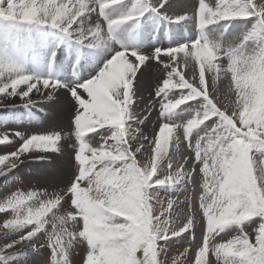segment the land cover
I'll return each instance as SVG.
<instances>
[{
    "label": "rangeland",
    "instance_id": "obj_1",
    "mask_svg": "<svg viewBox=\"0 0 264 264\" xmlns=\"http://www.w3.org/2000/svg\"><path fill=\"white\" fill-rule=\"evenodd\" d=\"M83 1L84 0H60L61 3L71 2L77 7L83 6L86 11V14L82 16L76 23H74L78 26V22L80 21V25L77 29L79 35L73 33L75 35L74 36L72 34L73 40H76L78 38L81 39L82 37L83 39H85V44L88 45V41L86 40L88 34L91 31L99 28L100 30L102 29V33L106 41V46L104 45L102 47H96L99 48V51L96 50L97 53L96 51H93L94 53L92 51L89 52V56L91 55V62H86L81 66L79 65L81 61L76 62L78 64L77 66L76 63H72V61L67 57L60 59L54 66L52 80L59 81L62 88L60 86L59 90H44V92L33 95L32 97L28 98V100L31 103H39L36 101H44V99H48L51 94L55 95L57 93L59 101L62 102L63 107H60L58 109V116L54 117L52 121L60 119L61 112H65V114L68 113L69 116H74V112H76L77 115L78 100L72 94L73 89H76L83 98L87 99L88 97L86 92H84L82 88H80V86L87 81L96 78L117 52H139L144 54L145 57H148L144 65L140 67L137 72L128 62V60L124 58L121 64L118 67H115L106 77L102 86V90L104 88H109L111 85L119 84L125 89V91H127L129 87V74H135L132 87L134 102L129 106L128 116H125V114L121 111L122 106L119 101L116 102L117 106L115 109H94L90 114L94 121L102 122L104 124H109L112 126L100 127L97 131H93L94 133L90 132L85 135L83 137V140L91 147L98 148L103 144V142H105L106 139L115 134V127H118L120 129V139L118 140V145L122 150L109 152L111 153V156L107 157L109 159H107L104 164H101L100 167H114L115 169H119L121 167V164L118 162H113L124 160L129 161L128 166L130 168H135L140 173L142 178L145 177V174H147V179L143 180V186L138 184L128 185L123 189V181L119 178L118 175H97L93 177V179L98 182L96 185H94V187H97L99 184L100 188L102 189L100 197H102L105 193H109L115 197L112 200L114 202V205H119L120 198H123L124 201L131 203L135 208L137 222L139 224H141L144 219L141 213H143L145 208L149 210L151 225L154 229L153 243L150 245L149 251L152 253L153 264H155V240L157 239V234H160V236L162 237L163 235H172L173 233L172 227L174 224L172 222L171 211L169 210V196L172 191V185L165 184L154 187L149 186L147 181L155 175L156 176L153 178L155 180L170 177L168 169L163 162L166 156V147L168 144L167 127L174 115L175 110L179 106H181V101H183L185 98H189V96L191 97V100H193L192 109H198L197 113L203 118L206 117L207 114H212V112L214 113L217 110L222 113L221 109L228 113L230 117L226 116L225 120L223 119L220 121L221 128L217 133L215 132L213 134L214 131H211L212 128H215L214 123L212 124L211 122V125H209V127L211 126L210 129H208L209 127L205 126V130L207 131H204L207 133L204 134L206 135V137H208V135L210 134V137H208L210 138L208 139L210 142L209 146L213 145L211 150L208 149V151H204V153L210 152L209 154H207L208 156H205L209 158L213 155L216 156V154L219 155L221 145L227 146L229 144L230 138H235L234 142L238 148L241 158V162L239 164L240 173L242 174L244 180L247 182L248 162L250 161L251 167L254 170L257 178L255 187L256 195L259 196L261 194H264L261 193V187H264V153L260 151L261 148H264V143H259L256 146H250L248 144V141L240 139L239 137H235V133L231 131V129H235L236 132H242L245 137H248L251 140L264 142V65L263 61H261L262 59L264 60V55L261 54L262 52H264V28L261 26V22H259L261 20H257V18L253 16L252 24L251 21L249 24L251 27L252 25H254V29H252L253 27L251 28L247 24L249 17L237 18L230 21H220L216 24L207 25L204 29H201L196 20V16H194L195 11H198V0H168L169 2L164 4L163 8L159 7L161 0H148L149 3L147 4L143 2L144 0H122L121 3L117 4L118 6L120 5L119 8H117L118 6H116L115 4L111 5L103 12L100 11L101 4H104L105 2L108 3V0ZM217 2L218 0H206V3L211 5L212 8L217 7ZM239 3L240 4L236 6L237 10L239 12L245 10L244 14L238 12V14L241 16L252 14L247 11V8L249 6L255 7L256 12L259 11V7L260 11L262 10L261 8H264V3H262V0H239ZM8 4L9 0H3V4L0 5V7H3L5 11H7ZM148 5L152 6V9L156 8L155 11L157 9L159 12L163 11L162 14L170 15L169 12L174 9L181 12L180 16L186 15L189 17H193L187 20L190 28L182 33L176 28V25H178L179 23L177 21H170L172 31L175 36H178L179 39H176V41H172L171 37L175 36H173L171 32L167 31L166 28H163L162 31H164L171 37H166L164 34H162L156 39L162 40L165 38L164 44H162L161 42H159L158 44L152 42L151 37L153 38L152 34L156 27V18L152 16L153 13L151 11L146 13L145 9ZM156 5L158 6L156 7ZM134 8L136 10V14L138 13V21L136 20L135 23L127 22L119 27H114L111 33L108 31V23L112 18V20L116 19L114 15L109 16V12H116L117 16L120 18L124 16L126 12L127 15L130 12H133ZM89 9H91L92 11H88ZM211 10V8L208 9V11ZM141 11L143 12V15H139ZM224 12L229 15L233 14L230 9H225ZM262 12L264 15V10ZM177 15L178 14L174 15L176 16L175 18H177ZM174 16H172L173 19H175ZM84 18L86 21L82 22L81 19L84 20ZM263 22L264 19H262V23ZM45 25L46 24H26L18 21H8L7 19L0 17V63H2L1 61L4 60V63L6 65L8 64L6 70L12 69L11 73L8 74L9 76L13 71L17 70L21 66H17V69L15 65L13 67L9 66L10 61L6 58L8 56V58H10V55L7 56V54H3V51L5 49L6 51H8L12 47L17 48L19 46L26 45L27 40H30L29 32L34 30L41 31L43 27H46ZM124 29L130 32L122 33ZM43 30L47 32L48 28ZM49 30L54 32L51 29ZM132 30H137L138 32L131 33ZM190 32L193 35H196L197 33L202 34V37H205L206 41L208 40V43H206V45H211L208 46V52H206V54L209 55L210 50L212 54L209 57L210 60H208L207 62L203 61L206 59H198L195 57L196 49L192 47V44L188 43L189 38L187 36H189ZM220 32H225L224 35H228L227 37L230 38V42H227L226 39L222 37ZM258 34L259 36H261V38L258 36ZM135 36L136 38H134ZM234 40L235 42H233ZM55 43L56 42H53V44ZM224 44L227 48H220ZM185 45L187 49H193H190L189 52L191 53H188V55L185 54L181 56L179 55L180 50H182L183 46ZM180 46H182V48ZM54 47H56V45ZM228 47L231 50H229ZM233 47L236 51L233 50ZM261 47L263 50L261 49ZM157 49H169L170 51L168 55H161L160 60L157 61L156 59L151 58ZM225 52H228L227 54L229 56H224L226 54ZM172 53H177L178 55L176 57H172ZM2 54L5 56H2ZM202 54H205V52H202ZM199 57L201 56L199 55ZM216 57L221 58L218 59L219 62L217 60L215 61ZM129 59L135 62L133 57L130 56ZM186 63L188 65L183 67ZM6 65H4V67ZM208 66L211 67L208 68ZM176 67L184 73L180 74L177 72L176 74V72H173ZM189 69L193 71V76H195V79L199 81L198 83H202L201 81H206V84L209 85L211 83V80H213L214 89H216L215 92L211 91L212 89L210 85V90L206 88L207 86L205 88L199 87L203 93H200L198 90L193 89L192 92L187 95L189 84L186 78H188V80L193 83V81H191L189 77H186V72L188 73ZM197 72H201L200 77L196 76ZM0 76L3 77V75ZM1 77L0 79H2ZM68 80L71 81L69 82ZM164 80V94L159 95V89L163 86ZM5 84L7 83H0V87H2V85L4 86ZM181 84L182 87H180ZM63 87H66V89ZM23 91L24 89L21 87V89L18 90L17 94L22 95ZM208 93L211 96L213 94L217 96L218 101H216L215 99L217 103L214 101L213 96L212 98L215 104L210 102ZM254 95L258 96V98L260 99V107L256 109V111L254 105L256 98L254 97ZM7 96L8 95L0 97V104L8 103L9 100ZM59 101L55 102V105H57ZM9 102L11 103V101ZM40 104L41 105H38L39 107H35L36 110H33L34 107H32L31 110L39 111V109L41 108L51 107L47 102H41ZM162 104L164 105L163 108ZM16 110L18 111V116L22 118H28L30 116V111L28 108H18ZM3 111L5 113L4 109ZM4 113L2 114L0 110V119H3V122H1L0 124V140H3V142H0V157L7 156L10 153H17L22 145L27 141L25 138L33 134L32 130H27L28 133L17 132L16 136H9L8 133H10V130H7L8 133L5 134L4 131H1L3 128L8 127V123H6L7 117ZM191 113L192 111L189 112V115L193 116L191 117L192 119L198 118L197 116H195V114L193 115V113ZM202 117H200L201 119H195L199 120L198 126H201L203 124L200 121L202 120ZM71 118L72 121L73 119H75V117ZM73 122H71V124ZM73 124L70 126L71 130L67 129L66 137L60 134L62 135V140H60L58 148L65 154V157L60 161V164L61 166H63V168L57 167L53 173L46 175L44 173L46 169L45 164H48L50 160H48L47 158L41 160L40 158L31 157L32 155L37 154L38 151H29L27 153H23L19 156L18 159L12 160L3 168H0V206H6L8 202L19 193L27 195L28 193L33 191L46 193L45 195H42L40 197L41 200L51 199L56 195H59L63 198V203L59 207V209L54 210L56 212H54L52 216L51 214H49L48 222L45 224L43 230L40 231L32 239H30L34 240V243H36L32 244V246L34 245L33 247H35L37 253H25V250L29 246L31 247V245L28 242L29 239H22L29 231L32 230V228L21 227L13 229L24 230L21 234L13 235L12 232H9L8 230L4 231L3 227L0 225V264H56L57 257L53 252V248L50 246L54 242V235L63 236L65 240H68L71 232L78 231L80 227L79 224L72 223L71 219L69 218L68 214L72 211H75L72 203L78 202L82 206L94 205L96 200L94 201L90 198L89 193L86 190V182H82L81 187L77 185L73 188V191L77 193V201L72 202L71 198L66 195V191H68L72 181L75 179L79 167L75 156L79 148L80 137L77 136L76 126L75 124L73 126ZM208 124L210 123H208L207 121L205 125ZM237 124H242L243 127H237ZM183 127L184 126L176 128L177 133L179 129H182L183 131ZM2 132L4 133V135ZM183 133H185V131H183ZM183 133L181 132V134ZM108 142L109 144L112 143L111 140H108ZM195 152L196 150L193 151L191 149V153L194 155V157H199L198 154L195 155ZM69 158L72 163L71 173H67V171L62 170L64 168L69 170V168L71 167V165H69ZM129 158L131 159L129 160ZM85 159L87 160L89 158L86 157ZM190 159H192V157H190ZM209 159L210 161H208L211 162L213 157ZM185 164H187L186 159ZM202 165L203 163L201 162L197 168L192 169L191 167L190 172L189 170L183 171L185 175H189L188 187L194 190L193 197L195 199V201L194 199L192 200V206L195 207H188L187 212H193V210V213L200 212L203 208L206 207V205L210 206L212 211L209 213L204 212L205 214H207L204 222L203 220H201L203 218H198L196 219V221L198 220V225H200L199 222L202 221L206 230L208 229V231L210 232H215L216 228H209L208 218L212 216L213 213H216V211H214V207H216V205L213 204L212 196L210 194L214 190V182L209 184V187L207 189H205L203 185H200V183L206 180L208 181V179H205V177L212 178L214 181L218 170V165L216 162H214L213 166H211L212 168L210 167L212 173L211 171L207 170L205 165H203L202 169ZM93 171L94 170H82V175L92 176ZM201 175L203 176L204 180L201 178ZM169 183H171V179H169ZM183 184H186V182L180 184V186L184 187ZM24 186L26 187L25 189L27 190V192L24 190ZM183 191H186V188H183ZM188 193L189 192H187V194ZM92 195L97 196V192H93ZM200 195H202V198L204 197L203 200L202 198H199ZM205 195L209 197L208 199L211 203L207 202V198ZM184 201L185 200H180V202H178V204H182L178 207V213L186 211V208H183L182 202ZM204 202H206V204ZM29 203L32 207H37L39 205V199H35ZM203 203L205 204L204 207ZM197 204H199V208H197ZM16 215L17 213L15 211L0 212V221L5 222L8 219L14 218ZM255 216L256 217L251 219L249 218L252 216L245 218V222L242 226L239 224L229 225L226 229L233 227L235 228V230H233L232 232H228L226 234L228 235L226 238L223 236L224 234H222L219 240L221 241L220 243L218 241H212V244H209L207 248L210 259H207L206 261L210 264H234V261L227 259L226 257L239 256L240 252L234 246H232L230 249H225L220 246L224 245V242L236 241L237 238H241L245 233L248 236H252L253 238L251 244H247V246H261L258 237L264 236V234L260 233L259 236L255 235L254 229L258 228L257 224L261 223V220L259 218L260 215ZM87 221L88 218L86 217V224ZM198 232L200 233L199 230ZM84 234L87 235L89 239L94 238V232H90L87 228L85 229ZM197 235L200 234L197 233ZM178 236L180 235L178 234ZM158 243L161 247V264H193V261L188 258V256L191 254V248L188 245L189 243H187L185 239L182 238L179 240L178 238L173 236L168 240H163L161 238ZM199 244L200 241H198V244L193 245L194 250L196 249L195 255H198L197 249H199ZM50 251H52V256L49 255ZM88 251L89 249L86 241L76 240V242L72 244L71 241H69V246L67 248L68 264H84V260ZM217 254H219V256H217ZM138 255H142V253H138ZM95 258L96 257H90L89 264H92ZM61 259L63 258L61 257ZM100 259V264H132V259L129 256L122 255L115 251H105V254L103 253L99 256L98 261H100ZM195 264L202 263H200V261L198 260H195Z\"/></svg>",
    "mask_w": 264,
    "mask_h": 264
},
{
    "label": "snow or ice",
    "instance_id": "obj_2",
    "mask_svg": "<svg viewBox=\"0 0 264 264\" xmlns=\"http://www.w3.org/2000/svg\"><path fill=\"white\" fill-rule=\"evenodd\" d=\"M121 2L122 0H108V3L101 4L100 11L103 12L105 8ZM167 2L168 0H161L159 7L162 8ZM238 3L239 0H218L217 7L212 8L211 5L206 3V0H198L196 20L199 27L204 29L207 25L216 24L220 21H230L237 18H248L253 16L259 20V17L255 15L256 8L252 6L247 8V11L252 13L251 15H239L236 7ZM262 3H264V0H262ZM2 4L3 0H0V5ZM209 8L212 10L208 11ZM225 9H230L233 14L229 15L225 13ZM88 11L92 10L89 9ZM85 14L86 11L83 6L77 7L71 2L61 3L59 0H9L7 11H5L3 7H0V17H3L8 21H18L26 24H51L54 28H61L64 33H70L71 26ZM139 15H143V12L141 11ZM191 18L193 17L184 15L177 17L176 21L181 22ZM136 19H138V15L134 9L133 12L126 16L111 20L108 23V31L111 32L114 27ZM87 41L88 47H102L106 43L100 29L91 31L88 34ZM79 42L83 44L85 39L81 37ZM192 43H195V41H192ZM169 51V49H157L151 58L159 61L161 55H168ZM261 54L264 55V52ZM130 56L135 57V62L129 59ZM176 56L177 53H172V57ZM124 58L128 60L136 72L138 71V68L148 59V57L139 55L136 52H117L96 78L91 79L80 86V88L86 92L88 97L87 99L83 98L76 89H73L72 91L73 96L78 100V114L75 116L74 122L77 129V136L80 137L79 148L75 156L79 165L78 172L75 179L72 181L70 188L66 191V195L71 198L72 202L77 201V193L73 191V188L77 185L81 187L82 182H86V190L89 193L90 198L94 201L98 199L97 196L92 195L93 192H97V187H94V185L98 183L93 179V177L101 173L102 169L109 170L107 174L118 175L123 181L122 189L126 188L128 185L138 184L143 186V180L147 179V174H145V177L142 178L140 173L135 168H130L128 166L129 161L121 160L113 162L121 164L119 169H115L114 167H100L101 164H104L105 161L109 159L107 157L99 158L101 152L122 150L118 145V140L120 139V129L118 127H115V134L106 139L105 142L98 148L91 147L83 140L85 135L98 130L100 127L112 126L94 121L90 115L94 109H115L117 106L116 102L119 101L122 106L121 111L125 114V116H128L129 106L134 102L132 87L135 74H129V87L127 91H125V89L119 84L111 85L109 88H104L102 90L106 77L115 67H118L121 64ZM164 83L165 80L163 81V86L159 89V95L164 94ZM23 86H27V90L22 93V97H28L34 89H39L41 86L43 90L53 91L60 87V82L50 79H44L42 81L35 80L34 82V78L32 76L17 75L10 83L0 87V97L5 95L14 96ZM163 107L164 105L162 104V108ZM206 122L207 121H204V124ZM237 127H243V125L237 124ZM212 131H215V128H213ZM231 131L235 133V137L248 141L250 146H256L259 143H264L251 140L250 138L245 137L242 132H236L235 129H231ZM61 138L60 134L33 135L22 145L17 153H10L7 156L0 157V168H3L10 161L18 159L21 154L29 151H59L58 144ZM234 139L235 138H230L227 146L221 145L220 154L217 157L219 160V168L213 185V191L217 195H220L221 186H223V198L230 200L233 204L237 203L240 198L246 197V195L251 192V189L239 171V165L235 166L231 161L232 155L239 153ZM108 140H111L112 143L109 144ZM0 142H3V140H0ZM260 151L264 153V148H261ZM86 157L89 159L86 160ZM130 159L131 158H129V160ZM82 170L94 171L92 172V176H84L82 175ZM155 176H152V178L147 181L149 186L155 187L165 184L175 185V181L177 179L182 180V177H165L163 179L155 180L153 179ZM169 179H171L173 183H169ZM207 188L208 185L206 184L205 189ZM261 193H264V187H261ZM45 194L46 193H40L37 191L30 192L27 195L19 193L12 200H10L6 206H0V212L15 211L17 213L14 218L6 220L2 227L4 229H17L21 227L32 228V230L29 231L22 239L30 240L36 236L43 230L45 224L48 222L49 214L52 216V214L56 212L54 210L59 209L63 203V198L59 195H56L51 199L41 200L40 197ZM99 198L104 200L105 209L109 207L113 209L112 211L105 212V215L110 217V219L105 220L96 216L94 205L82 206L78 202L72 203L75 211L69 213V218L72 223L79 224L80 227L78 231L71 232L68 240H65L63 236L54 235V242L50 246L53 248V252L57 257L56 264H68L67 248L69 246V241H71L72 244L76 242V240L86 241L88 245L89 251L85 257L84 264H89L90 257L100 256L105 251H115L122 255L129 256L132 259V264H153L152 253L149 251V245L153 243L154 229L152 225H150V235H147L146 237L141 228V224L137 222L136 211L131 203H128L124 201L123 198H120L118 206L110 204V201H112L115 197L109 193H105ZM35 199H39V205L37 207H32L29 202ZM86 217L88 218L87 224L85 223ZM254 217L256 216H252L249 219ZM259 218L261 223L258 228L254 229L256 236L260 235L261 227L264 225V216H259ZM244 222L245 221L242 220L239 225L242 226ZM86 228L90 232H94L96 234L94 238L89 239V237L84 234ZM182 234L183 232L179 233V235ZM173 236H177V234L173 233L172 235H163L162 237L160 234H157V239L155 240V264H161V247L158 242L161 238L163 240H168ZM245 238L248 241V245L251 244L253 239L252 236H248L246 233L243 234L242 237L237 239L232 245L236 247V249L240 252V255L228 256L226 258L234 261V264H264V249H261L260 245H256L254 247L244 245L243 241ZM229 242L230 241L224 243L228 244ZM138 253H142V255H138ZM217 256H219V254H217ZM61 257L63 259H61ZM193 264H195V260H193Z\"/></svg>",
    "mask_w": 264,
    "mask_h": 264
},
{
    "label": "bare ground",
    "instance_id": "obj_3",
    "mask_svg": "<svg viewBox=\"0 0 264 264\" xmlns=\"http://www.w3.org/2000/svg\"><path fill=\"white\" fill-rule=\"evenodd\" d=\"M154 1V0H153ZM258 1V0H257ZM59 2H60V0H59ZM83 2H85V0L83 1ZM105 2V1H104ZM213 2V1H212ZM256 2V1H255ZM106 3V2H105ZM159 3V2H158ZM160 3H161V1H160ZM151 4V3H150ZM240 3H238L237 5H239ZM242 4V3H241ZM154 5V4H153ZM160 5V4H159ZM116 6H118L117 4H116ZM158 5H156V7H157ZM120 7V5L117 7V8H119ZM152 7V6H151ZM153 7H155V6H153ZM90 8V7H89ZM116 8V9H117ZM163 8V7H162ZM135 9V8H134ZM156 9V8H155ZM154 9V10H155ZM262 10L260 11V7H259V11L258 12H256V16H258L259 17V19L261 20V21H259V22H261V26L264 28V22L262 23V19H264L263 17H264V15H263V10H264V8H261ZM189 10V9H188ZM110 11V10H109ZM157 11V10H156ZM162 12V11H161ZM239 12V11H238ZM244 12H245V10H242V12L240 11L239 13H243L244 14ZM127 13V12H126ZM125 13V14H126ZM129 13V12H128ZM131 13V12H130ZM125 14H124V16H125ZM138 14V13H137ZM151 14V13H150ZM246 14V13H245ZM108 15L109 16H111V15H114L115 16V18L116 19H118L119 17L117 16V13L115 12V13H111V12H109L108 13ZM127 15V14H126ZM175 15V14H174ZM246 15H248V14H246ZM99 16V15H98ZM113 17V16H112ZM174 17H176V16H174ZM177 17H179L178 15H177ZM252 18L253 17H249V19H248V22H247V24H248V26H250V21H251V24H252ZM256 18V17H255ZM113 19V18H112ZM111 19V20H112ZM99 20V19H98ZM103 20V19H102ZM137 20V19H136ZM136 20H131V21H128L129 23H135V21ZM81 21L83 22V21H86L85 20V18H84V20L83 19H81ZM88 21V20H87ZM100 21H101V19H100ZM138 21V20H137ZM91 22V21H90ZM153 22V21H152ZM175 22V21H174ZM258 22V23H259ZM79 23V25H80V21L78 22ZM95 23V22H94ZM256 24V23H255ZM78 25V26H79ZM123 25V24H122ZM150 25V24H149ZM46 27H43V29H46V28H48V30H47V32H45V30H41V31H39V30H34V31H30L29 32V35H30V40H27V44L26 45H23V46H19V47H12L11 49H9L8 51H6V49L3 51V54H7V56L8 55H10V58H6V59H8L9 61H10V63H9V66H14L15 65V67H16V69H17V66L19 67V66H21V67H19L17 70H15V71H13L12 72V74H10V76L8 75L9 73H11V71H12V69H8V70H6V67H7V65L4 63L5 61L3 60V61H1L2 63H0V66H1V70H0V75H3V77H1L2 79H0V83H10L11 82V80L12 79H14L17 75H29V76H32L33 78H34V82H35V80H40V81H42V80H44V79H50V80H52V78H53V69H54V66H55V64L56 63H58V61L60 60V59H62V58H64V57H67V58H69V60H71L72 61V63H76L77 61H81L80 63H79V65L81 66V65H83L84 63H86V62H88V63H90L91 62V58H90V56H89V52H93V51H99V48H96V47H88V45H86L85 44V42L83 43V44H81L80 42H79V38L78 39H76V40H73V38H72V34L73 33H75V34H77V35H79V33H78V26H77V24H73L72 26H71V29H70V33H64L63 31H62V29L61 28H54V27H52L51 26V24H46L45 25ZM119 26H121V25H119ZM118 26V27H119ZM103 27H104V25H103ZM124 27H125V25H124ZM126 27H128V26H126ZM135 27H137V26H135ZM145 27V26H144ZM251 27V26H250ZM253 27V28H252ZM252 29H254V25H252ZM91 28V27H90ZM89 28V29H90ZM101 28V27H100ZM106 28V27H105ZM49 29H51V30H53L54 32H52V31H50ZM97 29H99V28H97ZM114 29V28H113ZM135 29V28H134ZM174 29V28H173ZM106 30V29H105ZM119 30V29H118ZM177 30V29H176ZM101 31H102V29H101ZM121 31V30H120ZM194 31V30H193ZM130 31H128V30H123V32L122 33H129ZM138 31L137 30H132L131 31V33H137ZM149 32V31H148ZM180 32V31H179ZM259 32V31H258ZM258 32H256V33H258ZM104 33H106V32H104ZM111 33V32H110ZM118 33V32H117ZM83 34V33H82ZM81 34V35H82ZM113 34V33H112ZM220 34L222 35V37L224 38V39H226V41L227 42H230L229 41V37H227L228 35H224L225 34V32H220ZM261 34V33H260ZM74 35V34H73ZM121 35H123V34H121ZM136 35V34H135ZM148 35V34H147ZM179 35V34H178ZM226 36V37H224V36ZM75 36V35H74ZM128 36H129V34H128ZM251 36V35H250ZM258 36H259V34H258ZM257 36V37H258ZM262 36H263V34H262ZM126 37V36H125ZM124 37V38H125ZM132 37V36H131ZM138 37V36H137ZM177 39H179L178 38V36H175ZM175 37H172V38H174L175 39ZM182 37H184V36H182ZM188 37V36H187ZM207 37V36H206ZM254 37H256V36H254ZM260 38H261V36H259ZM76 38V37H75ZM74 38V39H75ZM86 38V37H85ZM134 38H136V36L134 37ZM249 38V37H248ZM119 39V38H118ZM87 40V39H86ZM125 40V39H124ZM165 40V39H164ZM171 40V39H170ZM233 40V39H232ZM259 40V39H258ZM134 41V40H133ZM190 41V40H189ZM221 41H222V39H221ZM53 42H56L55 44H53ZM87 42V41H86ZM210 42V41H209ZM232 42V41H231ZM233 42H235V40L233 41ZM247 42V41H246ZM115 43V42H114ZM134 43V42H133ZM136 43V42H135ZM187 43V42H186ZM259 43H260V41H259ZM129 44V43H128ZM137 44V43H136ZM213 44V43H212ZM230 44V43H229ZM235 44V43H234ZM240 44V43H239ZM56 45V47H54ZM105 45V44H104ZM182 45V44H181ZM106 46V45H105ZM116 46V45H115ZM157 46V45H156ZM179 46V45H178ZM177 46V47H178ZM209 46V45H208ZM229 46V45H228ZM235 46V45H234ZM227 48L226 47V45L224 44V45H222L220 48ZM245 47V46H244ZM179 48V47H178ZM182 48V47H181ZM229 48V47H228ZM236 48V47H235ZM261 49H262V47H261ZM176 50V49H175ZM229 50H231L230 48H229ZM233 50H235L234 49V47H233ZM263 50V49H262ZM97 51H96V53H97ZM179 51V50H178ZM181 51V50H180ZM236 51V50H235ZM224 52V51H223ZM230 52V51H229ZM94 53V52H93ZM226 53V52H225ZM228 53V52H227ZM225 54L224 56H226V55H228V54ZM2 54V56H5V55H3ZM87 54H88V56H87ZM224 54V53H223ZM231 54V53H230ZM222 55V54H221ZM220 55V56H221ZM233 55V54H232ZM229 56V55H228ZM214 58V57H213ZM95 59V58H94ZM218 59H221V58H219V57H216L215 58V61L217 60L218 61ZM208 60H210V58L208 59ZM207 60V61H208ZM93 61V60H92ZM206 61V62H207ZM206 62H205V64H206ZM214 62V61H213ZM7 63V62H6ZM97 63V62H96ZM101 63V62H100ZM209 63V62H208ZM217 63V62H216ZM205 64H203V65H205ZM3 65V66H2ZM4 65H6L5 67H4ZM188 64L186 63V64H184V66L183 67H185V66H187ZM214 65V64H213ZM77 66H78V64H77ZM11 67V68H12ZM207 67V66H206ZM208 67H210V66H208ZM14 70V69H13ZM87 71V70H86ZM186 77H189V79L191 80V81H193V86H195V85H197L198 87H202V88H205L206 86V88H208L209 90H210V85H211V89L212 90H214V82H213V80H211V83L208 85V84H206V81L204 82V81H201L202 83H198L199 81L197 80V79H195V78H193L194 76H193V71L191 70V69H189L188 70V73L186 72ZM211 78V77H210ZM85 79V78H84ZM205 79V78H204ZM212 79H213V77H212ZM59 80V79H58ZM69 81V80H68ZM71 81V80H70ZM69 81V82H70ZM79 81V80H78ZM81 81V80H80ZM216 81V80H215ZM70 85H71V83H70ZM76 85V84H75ZM3 86V85H2ZM61 86V85H60ZM64 86V85H63ZM197 86H195V87H197ZM209 86V87H208ZM197 87V88H198ZM23 89H24V91H26L27 90V86H23L22 87ZM61 88H62V86H61ZM63 88H65L66 89V87H63ZM60 89V87L59 88H56V90H59ZM78 89V88H77ZM211 90V91H212ZM216 90V89H215ZM23 91V92H24ZM40 92H44V90L42 89V86H41V88H39V89H34L32 92H31V94L28 96V97H22V95H19V94H16V95H14V96H7V98H8V100L9 101H11V103L8 101V103L7 104H0V110H1V112H2V114L4 113V111H3V109L5 110V115H6V117H7V122L6 123H8V127H6V128H3L1 131H4L5 132V134L6 133H8L7 132V130H10V133H8V135L9 136H16V134H17V132H21V133H28V131L27 130H32V133L33 134H31V135H29L27 138H25L26 140H28L31 136H33V135H54V134H62L64 137H66V131H67V129H70L71 127V125L74 123L73 121L75 120V119H73V121H72V118L71 117H75V115H76V112H74V116H69V114L68 113H66L65 114V112H61V118L60 119H58V120H56V121H52L53 119H54V117H57L58 116V109L60 108V107H63V104H62V102L61 101H59V97H58V95H57V93L55 94V95H50L49 96V98L48 99H44V101H36V102H39V103H34V102H32V103H34V104H32L29 100H28V98H30V97H32L33 95H36V94H39ZM58 92V91H57ZM207 92H208V90H207ZM70 93H71V91H70ZM205 93V92H204ZM212 93V92H211ZM208 96H209V98H210V100H213V98H212V96L214 97V101H215V99H216V101H218V99H217V96H215L214 94L211 96L209 93H208ZM211 96V97H210ZM229 97V96H228ZM212 98V99H211ZM233 100V99H232ZM59 101V103L57 104V105H55V102H58ZM215 101V102H216ZM226 101H227V99H226ZM41 102H47V103H49L50 104V108H47V107H44V108H41V109H39V111H33V110H36V106L37 107H39L38 105H41L40 103ZM237 102V101H236ZM252 102V101H251ZM250 102V103H251ZM217 103V102H216ZM234 103V102H233ZM232 103V104H233ZM229 104V103H228ZM25 105V106H24ZM241 105V104H240ZM22 106V107H21ZM231 106V105H230ZM234 106V105H233ZM32 107H34L33 108V110H31V108ZM239 107V106H238ZM11 108H12V110H11ZM18 108H20V109H22V108H28L29 109V111H30V116L28 117V118H22V117H20V116H18V111L16 110V109H18ZM222 108V107H221ZM231 108V107H230ZM233 108V107H232ZM240 108V107H239ZM186 110H190L191 109V106H188V107H186L185 108ZM194 109V108H193ZM227 109V108H226ZM198 110V109H197ZM222 110V112H224V110L223 109H221ZM237 110V109H236ZM239 110V109H238ZM191 111V110H190ZM218 112H220L219 110H217ZM227 111H229V110H227ZM193 112V111H192ZM226 112V111H225ZM239 112V111H238ZM96 113V112H95ZM213 113V112H212ZM78 114V113H77ZM93 114V113H92ZM192 114V113H191ZM235 114V113H234ZM233 114V115H234ZM94 115V114H93ZM193 115H194V113H193ZM2 116V115H1ZM4 116V115H3ZM196 116V115H195ZM187 117L188 118H190L191 119V121H193V124H194V126H189L188 128H185V120H184V118H182V117H180L179 118V115H178V119H177V121H178V125H177V128H179V127H181V126H184L183 128V131H185V133H183V131H182V129L180 130H178V133H183V134H185V139H187V141L189 142V146H190V148H192V150L194 151V150H196V152H195V155H197L198 154V156L199 157H194V155L191 153V154H189V156H188V158L186 159V163L187 164H185V160L183 161V159H182V157H181V160L182 161H179L178 159H176L175 157L172 159V163H170L169 164V168L170 169H172L173 171H174V173L176 172V173H178V177H182V180L181 179H177V181H178V183L179 184H182V183H185L186 182V184H183V186L184 187H181L182 188V191H183V188H186V191L187 192H189L188 194H187V192L186 191H183L181 194H178L177 196H178V199H179V202H180V200H185L184 202H182L183 203V208H185L186 207V211L185 212H187V208L189 207V208H191V202H192V200L194 199V197H193V192H194V190L192 189V188H189L188 186V184H189V175H185L184 174V172L183 171H186V170H189V172L191 171V167H192V169L193 168H197L199 165H200V163L202 162L203 163V165H205L206 166V168H207V170L208 171H211V173H212V170L210 169V167L211 166H213V164H214V162H216L217 163V165H218V168H219V160L217 159V157L219 156V155H217L216 154V156L215 155H213V156H211V157H209V158H212L213 157V159H212V161L211 162H209L210 161V159L209 158H207V154H209L210 152H207V153H204V151H208V149H210L211 150V148L213 147V145H211V146H209V140L208 139H210V138H208V137H210V134L208 135V137H206V135L204 134V133H207V132H205V131H207V130H205V126H207V127H209V125H211V123L210 124H208V125H205L204 123L201 125V126H198V124H199V120H195V119H201L200 117H198V118H195V119H192L191 117H193V116H191V115H189V113L187 114ZM1 118V117H0ZM3 118V117H2ZM31 118V119H30ZM95 119H96V117H95ZM3 119H0V124H1V122H3L2 121ZM6 121V120H5ZM201 121V120H200ZM69 122V123H68ZM71 122H73L72 124H71ZM97 122V121H96ZM35 123H36V125H35ZM38 124V125H37ZM71 124V125H70ZM75 124V123H74ZM74 124H73V126H74ZM212 124H213V122H212ZM35 125V126H34ZM211 127V126H210ZM210 127L208 128V129H210ZM212 127H214V126H212ZM213 129V128H212ZM71 130V129H70ZM205 130V131H204ZM97 131V130H96ZM181 131V132H180ZM212 131V130H211ZM149 132V131H148ZM177 132V131H176ZM209 132V131H208ZM3 133V132H2ZM20 133V134H21ZM94 133V132H93ZM210 133V132H209ZM215 132H213V134H214ZM1 134V133H0ZM3 135H4V133H3ZM2 135V136H3ZM23 135V134H22ZM26 135V134H25ZM61 135V136H62ZM6 136V135H5ZM215 136V135H214ZM4 137V136H3ZM189 137H190V139H189ZM69 138V137H68ZM24 139V140H25ZM61 140H62V138H61ZM65 140V139H64ZM63 142V141H62ZM148 144V143H147ZM66 146H67V143H66ZM154 146V145H153ZM35 152H37V151H35ZM212 154V153H211ZM30 155V154H29ZM32 155V154H31ZM205 155H207V156H205ZM210 156V155H209ZM31 157H35V158H40L41 160H44L45 158H47L48 160H50V162L48 163V164H45L46 165V169H45V171H44V173L47 175V174H51V173H53L55 170H56V168L58 167V168H60V167H62L63 168V166H61V164H60V161L65 157V154L62 152V151H48V152H44V151H38L37 152V154H35V155H32ZM190 157H192V159H190ZM214 158H216V159H214ZM204 160H206V161H204ZM209 160V161H208ZM72 161H73V158H72ZM199 161V162H198ZM45 162V161H44ZM47 162V161H46ZM208 163V164H207ZM69 165H71V167L69 168V170H67V169H62V170H65V171H67V173L69 172V173H71V170H72V163H71V160H70V158H69ZM182 167V168H181ZM212 168V167H211ZM206 175V174H205ZM204 175V176H205ZM202 176V175H201ZM202 179H203V176L201 177ZM201 179V180H202ZM205 179H208V181L206 180V181H203L202 183H200V185H203L204 187H205V185L207 184V185H209V184H211V183H213L214 181H213V179L212 178H207V177H205ZM204 180V179H203ZM199 181V180H198ZM200 182V181H199ZM202 186V187H203ZM209 187V186H208ZM202 195H200L199 196V198H202L201 197ZM204 198V197H203ZM203 198H202V200H203ZM207 198V202L208 203H210V201H209V199H208V197H206ZM201 200V199H200ZM194 201H195V199H194ZM189 203H190V205H189ZM195 203V202H194ZM199 203V202H198ZM201 203H202V201H201ZM205 204H206V202H204ZM203 203V204H204ZM205 204L203 205V207L205 206ZM182 204L181 203H179L178 205H177V208L179 207V206H181ZM195 205V204H194ZM199 206V204H197V208H199L198 207ZM202 206V205H201ZM193 207V206H192ZM195 207V206H194ZM193 207V208H194ZM202 207V208H203ZM201 208V209H202ZM203 209H205V210H203ZM200 212H196V213H193L194 212V210H193V212H187V215H185L184 217L186 218V219H188V220H191L192 218H195L196 216L197 217H199L200 219L201 218H203V219H201V220H203V222H204V219H205V217H206V215L207 214H205V213H209V212H211L212 210H211V207L210 206H208V205H206V207L205 208H203ZM200 210V209H199ZM192 211V210H191ZM215 211V210H214ZM205 212V213H204ZM203 213V214H202ZM186 214V213H185ZM205 214V215H204ZM213 215H216V213H213ZM212 215V216H213ZM183 217V218H184ZM209 218V217H208ZM198 219V218H197ZM203 222L201 221V222H199L200 223V225H198L197 223H198V220L196 221V226H195V228H194V232H195V238H194V240H193V245L194 244H198V241H200L201 242V239H202V237H203V240H202V244H205L206 243V245H207V247L209 246V244L211 243V242H209V241H207L206 242V240L204 239L205 237H206V233H209L210 231H208V229L206 230V228L204 227V225H203ZM1 223H4V222H2V221H0V225L2 226L3 224H1ZM195 225V224H194ZM197 226H198V228H197ZM3 230L4 231H6V230H8L9 232H12V234L13 235H16V234H21V233H23V231L24 230H13V229H4L3 228ZM198 230L200 231V233L198 232ZM197 233L198 234H200V235H197ZM181 236V235H180ZM183 236V235H182ZM209 236H210V239L213 241V240H215V239H217V237L218 236H216L215 235V233L213 232L212 234H209ZM26 242V241H25ZM29 242V244L31 245V247L29 246L26 250H25V253H27V254H30L31 252L32 253H34V252H36V249H35V247H33L32 246V244H36V243H34V240H29L28 241ZM221 241H219V243H220ZM190 245H191V243H190ZM196 250V249H195ZM207 251H208V248H207ZM37 253V252H36Z\"/></svg>",
    "mask_w": 264,
    "mask_h": 264
},
{
    "label": "clouds",
    "instance_id": "obj_4",
    "mask_svg": "<svg viewBox=\"0 0 264 264\" xmlns=\"http://www.w3.org/2000/svg\"><path fill=\"white\" fill-rule=\"evenodd\" d=\"M111 156V153L109 152H101L99 158L103 157H109ZM231 161L233 165L238 166L241 162L240 154L235 153L231 157ZM109 170L102 169L101 173L98 174V176H102L107 174ZM257 183V178L255 175L254 170L251 167V162H248V175H247V185L251 189L250 194L246 195V197H242L239 199V201L235 204L230 202V200H226L223 198V186H221V193L220 195H217L214 191H212L210 194L212 196L213 204L216 205V215L209 217V228L212 229L218 228L220 230H224L226 226H229L231 224H239L242 220L249 216H255L260 215L264 216V194H261L259 196L256 195L255 187ZM102 189L100 188L99 184L97 186V197L98 199L94 203L95 207V214L98 217H101L105 220H109L110 217H107L105 215L106 211H112L113 209L111 207L105 209L104 208V200L100 199ZM113 201H110V204H113ZM227 205L225 208L224 205ZM69 215V214H68ZM141 215L144 217L143 222L141 223V228L143 232L145 233V236L150 235V225H151V219H150V212L147 208L144 209L143 213ZM261 233L264 234V225L261 227ZM239 239V238H237ZM261 243V249H264V236L258 237ZM236 241H230L228 244L221 245L220 247L225 249H230L232 245ZM244 245L248 244L247 239L243 241ZM150 250V245H149Z\"/></svg>",
    "mask_w": 264,
    "mask_h": 264
}]
</instances>
